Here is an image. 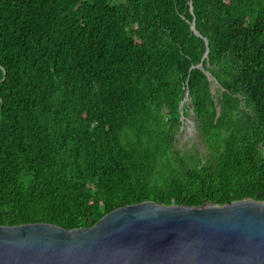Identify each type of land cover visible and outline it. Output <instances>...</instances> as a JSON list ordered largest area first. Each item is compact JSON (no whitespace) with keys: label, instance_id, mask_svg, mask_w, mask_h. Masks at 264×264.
Here are the masks:
<instances>
[{"label":"trees","instance_id":"trees-1","mask_svg":"<svg viewBox=\"0 0 264 264\" xmlns=\"http://www.w3.org/2000/svg\"><path fill=\"white\" fill-rule=\"evenodd\" d=\"M255 197L264 0H0V226Z\"/></svg>","mask_w":264,"mask_h":264},{"label":"water","instance_id":"water-1","mask_svg":"<svg viewBox=\"0 0 264 264\" xmlns=\"http://www.w3.org/2000/svg\"><path fill=\"white\" fill-rule=\"evenodd\" d=\"M192 30L200 36L195 20ZM0 264H264V202L147 201L116 209L89 228L0 226Z\"/></svg>","mask_w":264,"mask_h":264},{"label":"rangeland","instance_id":"rangeland-1","mask_svg":"<svg viewBox=\"0 0 264 264\" xmlns=\"http://www.w3.org/2000/svg\"><path fill=\"white\" fill-rule=\"evenodd\" d=\"M217 84H213V91L217 89ZM183 110L187 113L183 119L181 128L176 134V144L178 147L186 148L196 144L199 138V132L193 110L190 106L189 98L185 99Z\"/></svg>","mask_w":264,"mask_h":264}]
</instances>
